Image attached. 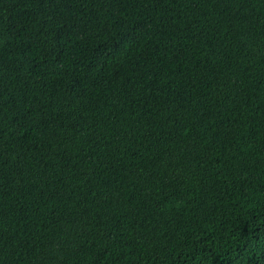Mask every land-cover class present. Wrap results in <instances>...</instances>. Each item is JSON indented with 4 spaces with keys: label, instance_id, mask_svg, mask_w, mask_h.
Segmentation results:
<instances>
[{
    "label": "trees",
    "instance_id": "trees-1",
    "mask_svg": "<svg viewBox=\"0 0 264 264\" xmlns=\"http://www.w3.org/2000/svg\"><path fill=\"white\" fill-rule=\"evenodd\" d=\"M0 264H264V0H0Z\"/></svg>",
    "mask_w": 264,
    "mask_h": 264
}]
</instances>
